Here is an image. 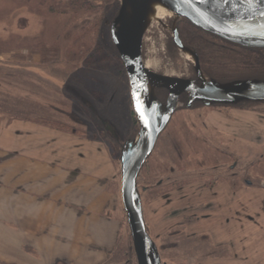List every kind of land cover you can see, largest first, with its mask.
I'll use <instances>...</instances> for the list:
<instances>
[{"label": "rangeland", "instance_id": "rangeland-1", "mask_svg": "<svg viewBox=\"0 0 264 264\" xmlns=\"http://www.w3.org/2000/svg\"><path fill=\"white\" fill-rule=\"evenodd\" d=\"M120 8L121 0H0V125L32 119L65 137L76 133L83 139H103L120 168L122 144L135 139L139 129L131 116L125 66L111 37ZM178 18L164 17L163 26L153 24L154 32L145 40V59L182 76L189 73L194 58L171 41L176 21L180 30L187 26ZM210 38L208 42L243 56L237 46ZM261 51L264 54V48ZM227 64L232 60L223 58L220 67L233 68ZM225 76L227 82L264 78L237 71ZM88 100L95 110L86 105ZM105 122L118 137L106 130ZM118 178L121 183V168ZM138 182L141 190L149 187L142 191L145 219L163 264H200V255L210 260L208 264L227 259L230 246L248 232V224L250 233L256 231L254 225L264 211V103H196L191 108L181 104ZM217 188L221 193L247 191L252 205L248 212L258 220L232 221L230 216L240 217V209L229 208L218 195L202 193ZM191 199L195 203L187 204ZM208 200L201 216L198 209ZM168 208L176 216L167 213L170 218L164 221ZM125 214L120 213L117 251L105 264H137ZM199 222L200 232L195 229ZM219 239L223 245H218ZM250 253L262 254L264 247L250 246Z\"/></svg>", "mask_w": 264, "mask_h": 264}, {"label": "crops", "instance_id": "crops-1", "mask_svg": "<svg viewBox=\"0 0 264 264\" xmlns=\"http://www.w3.org/2000/svg\"><path fill=\"white\" fill-rule=\"evenodd\" d=\"M104 142L95 137L83 139L76 133L65 137L63 132L57 134L49 125L32 119L0 125V264L109 261L117 251L120 213L125 211L118 178L120 168ZM218 189L202 193L218 195L229 208L234 205L240 209V217L230 216L232 221L258 220L248 212L252 205L247 202V191L215 192ZM209 201L198 209L201 216ZM261 215L254 225L257 232L250 233L248 224V232L230 246L228 258L213 259L214 262L264 264V253L247 254L250 246L264 247V211ZM199 228L200 222L195 226L198 232ZM256 238L259 241L253 242ZM218 245H223L221 239ZM201 261L200 264L210 263L206 256Z\"/></svg>", "mask_w": 264, "mask_h": 264}, {"label": "water", "instance_id": "water-1", "mask_svg": "<svg viewBox=\"0 0 264 264\" xmlns=\"http://www.w3.org/2000/svg\"><path fill=\"white\" fill-rule=\"evenodd\" d=\"M155 0H121L119 14L111 26V37L123 60L132 90L133 111L140 130L135 139L126 140L120 152L121 199L133 243L137 264H163L160 251L150 235L138 179L160 136L171 122L179 96L187 94L186 107L200 102L206 106L237 105L243 101L264 103L263 79H238L221 83L203 76L197 53L185 46L174 29V42L195 59L201 83L192 79L161 75L143 61V38L147 31L150 4ZM177 17L233 44L264 48V0H159ZM170 91L166 103L155 96V88ZM149 123L145 125L140 111ZM106 130L117 137L116 129L105 122ZM143 191L146 187L142 188Z\"/></svg>", "mask_w": 264, "mask_h": 264}, {"label": "trees", "instance_id": "trees-1", "mask_svg": "<svg viewBox=\"0 0 264 264\" xmlns=\"http://www.w3.org/2000/svg\"><path fill=\"white\" fill-rule=\"evenodd\" d=\"M186 23L187 26L181 29V38L187 46L199 51L202 69L206 74H208L209 76H216L218 78L220 77L225 80V75L228 71H237L245 73L249 76L264 75V54H262L261 48L236 45L222 39V41H224L226 44H230L240 48V52L243 53V56H235L227 50L221 49L222 45L208 42V38H210V36H212L213 34L201 30L188 20H186ZM213 37L216 36L213 35ZM218 54L220 55L218 56ZM223 58L232 60V65L230 64V66H233V68H230L231 70L227 69L226 67H220L221 60ZM227 65V67H230L229 64ZM245 102L248 103V101ZM245 102H241L238 105H242Z\"/></svg>", "mask_w": 264, "mask_h": 264}, {"label": "flooded vegetation", "instance_id": "flooded-vegetation-1", "mask_svg": "<svg viewBox=\"0 0 264 264\" xmlns=\"http://www.w3.org/2000/svg\"><path fill=\"white\" fill-rule=\"evenodd\" d=\"M170 17H172V16H170ZM174 17V16H173ZM175 17H177V16H175ZM177 19V18H176ZM179 20H183L184 18H182V17H179L178 18ZM158 24H160V25H162L163 26V17L159 20V21H156ZM156 22H153V24L154 23H156ZM153 24H151V26L147 29V31L145 32V34H144V38H143V48H142V54H143V61H144V63H145V65L147 64V62L149 61V60H147V59H145V56H146V53H145V40H146V36H147V33H149V32H151V33H153L154 31L153 30H151L150 28H152V27H154L153 26ZM177 28V30L179 31V35H180V38H181V30H180V28H179V25H178V22L176 21V24L174 25V27L171 29V31H172V36H171V41H172V43L175 45V46H177L176 44H175V42H174V29H176ZM219 40H221L222 41V39H220V38H218ZM181 40H182V38H181ZM182 42H183V40H182ZM223 42V41H222ZM183 44H185L184 42H183ZM185 46H186V44H185ZM178 47V46H177ZM188 47V46H187ZM179 48V47H178ZM180 49V48H179ZM191 49H193L196 53H197V55H198V57H199V61H200V65H201V71H202V74H203V76L205 77V78H207V79H215V80H217V81H219V82H221V83H226L227 82V80H225V79H222V78H218V77H214V76H209L208 74H206L204 71H203V69H202V64H201V59H200V53H199V51L197 50V49H194V48H192L191 47ZM193 63H194V65L192 66V68H190V71H189V73H185L184 75H182V76H179V75H176V74H174V73H167V72H165V71H163V68H151L150 67V69L151 70H153L154 72H156V73H159V74H161V75H169V76H175V77H184V78H188V79H192L193 81H195V83L196 84H200L201 83V78L199 77V75H198V73H197V71H196V66H195V60L193 61ZM149 68V67H148ZM128 83H129V79H128ZM169 94H170V91L167 89V88H163V86H158V87H156L155 88V96L157 97V99L160 101V102H162V103H166V101H167V99H168V97H169ZM129 96H130V104H131V116L133 117V119H134V122L139 126V124H138V122H137V119H136V116H135V114H134V111H133V100H132V90H131V87H130V83H129ZM186 102H187V94L186 93H182L180 96H179V101H178V107H177V110L179 109V106L181 105V104H184L185 106H186ZM197 103H199V104H202V103H200V102H197ZM195 104L196 103H194L193 104V106H195ZM86 105L88 106V107H90L92 110H95L96 108L94 107V104L93 103H91V102H89V100L86 102ZM192 106V107H193ZM176 110V111H177ZM176 111H175V113H176ZM95 113V112H94ZM174 113V114H175ZM98 116V115H97ZM174 116V115H173ZM171 123V122H170ZM139 130H140V126H139V129H138V132H139ZM167 130V129H166ZM164 133V132H163ZM119 135V134H118ZM118 135H116L117 137H118ZM161 137V136H160ZM158 144V143H157ZM156 149V148H155ZM155 151V150H154ZM148 162V161H147ZM146 165V164H145ZM234 167V166H233ZM232 167V168H233ZM144 169V168H143ZM143 169H142V171H143ZM142 173V172H141ZM162 182H159V185L161 184ZM247 183V182H246ZM138 185H139V182H138ZM146 187V190L145 191H147L148 189H149V187L148 186H145ZM139 188H140V186H139ZM141 189V188H140ZM141 191H143V190H141ZM143 200V199H142ZM149 231V230H148ZM151 235V234H150ZM153 238V237H152ZM154 239V238H153ZM154 241H155V239H154ZM156 243V242H155ZM157 244V243H156ZM158 246V245H157ZM158 249H159V247H158ZM160 251V250H159ZM161 254V253H160ZM162 258V257H161Z\"/></svg>", "mask_w": 264, "mask_h": 264}, {"label": "bare ground", "instance_id": "bare-ground-1", "mask_svg": "<svg viewBox=\"0 0 264 264\" xmlns=\"http://www.w3.org/2000/svg\"><path fill=\"white\" fill-rule=\"evenodd\" d=\"M149 15L147 18V29L151 26V24H153V22L159 21L162 17H169V16H176L175 13H173L163 2L159 1V0H155L150 4V8H149ZM147 67H151V68H155L153 66V63L148 61L146 64ZM170 214V216L172 218H174V214H172V209L168 208L164 211L163 213V219L164 221H167V218H170L168 216V214ZM202 255L197 257V260L199 259H205L203 257H201Z\"/></svg>", "mask_w": 264, "mask_h": 264}, {"label": "snow or ice", "instance_id": "snow-or-ice-1", "mask_svg": "<svg viewBox=\"0 0 264 264\" xmlns=\"http://www.w3.org/2000/svg\"><path fill=\"white\" fill-rule=\"evenodd\" d=\"M138 111H140L141 119H143L145 125H147L149 123V121H148V119L145 116V112L141 110L139 105H138Z\"/></svg>", "mask_w": 264, "mask_h": 264}]
</instances>
